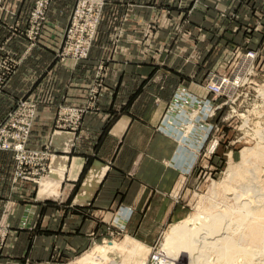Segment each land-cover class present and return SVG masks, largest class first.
<instances>
[{"label":"crops","instance_id":"1","mask_svg":"<svg viewBox=\"0 0 264 264\" xmlns=\"http://www.w3.org/2000/svg\"><path fill=\"white\" fill-rule=\"evenodd\" d=\"M192 1L108 0L90 57L79 64L55 58L75 0L51 1L48 25L32 47L26 38H11L7 33L20 15L24 23L27 3L2 1L0 43L7 39L4 46L20 53L21 64L0 98V111L8 109L14 96L39 102L30 141L37 147L51 144L54 154L51 178L35 186L13 183L15 160L9 153H0V225L8 232L0 264H56L52 262L56 256L74 255L78 247L86 246L97 222L113 219L118 209L125 214L133 209L125 221L127 229L147 245L154 243L170 219L180 218L182 206L176 195L183 181L175 183V179L188 174L173 163L178 158L183 164L191 159L193 164V157L186 147L178 155L179 137L158 129L173 88L158 82L159 64L149 67L147 63H156L150 57H162L158 49L174 51L179 26L175 19L188 14ZM196 7L193 16L200 17L201 5ZM192 22L191 31L196 32L201 23ZM185 38L190 42L189 35ZM180 59L168 62L179 64ZM99 63L106 65L108 75L98 112L86 115L78 133L59 131L51 137L50 115L61 104L83 103ZM168 68L173 70V66ZM147 84L159 88L150 92L147 87L148 94L156 97L149 106L143 105L147 99L142 89ZM114 111L119 114L103 132ZM32 203L36 204L32 219H38V228H17L25 206ZM63 238L68 240L64 247Z\"/></svg>","mask_w":264,"mask_h":264},{"label":"rangeland","instance_id":"2","mask_svg":"<svg viewBox=\"0 0 264 264\" xmlns=\"http://www.w3.org/2000/svg\"><path fill=\"white\" fill-rule=\"evenodd\" d=\"M2 1L0 0V5ZM24 1L27 3L24 13L29 11L26 15L23 13L24 23L20 21V15L18 20L8 27L7 33L11 38H26L32 47L43 37L44 28L48 25L50 5L41 31L30 33L33 22L28 19L34 0ZM107 2L108 0H105L102 6L96 30L90 29L92 18H81L69 38L67 29L70 18L78 8V0H75L58 49L55 51L58 61L71 60L79 64L90 57ZM197 5H201L200 17L193 16ZM219 11L222 13L214 15ZM193 19L201 23L197 25L196 32L191 31L195 28L192 26ZM175 23H179V26L175 29L174 40L178 42L173 47L174 51L171 54L164 48L158 49L163 58L155 60L150 57V61L156 63H147V66L154 67L159 64L160 72H156L158 82L164 85L167 83L173 88L172 97L158 126L159 131L174 138L179 137L182 146H179L176 152L178 155L182 148L186 147L193 157V164H190L191 159L183 164L178 158V162L173 163L181 173L188 174L186 177L184 175L185 179L179 177L180 174L175 179V183H179L178 179L183 181H180L181 187H178L179 192L176 195L182 206V215L163 225L161 234L151 245L143 243L134 231L127 229L126 222L129 221L133 209L129 214L123 213V209H118L113 219L104 222L99 220L103 219L102 217L94 216L99 222L88 244L78 247L74 255L56 256L53 263L79 264L82 258L89 257L95 263L102 262L101 264H110L111 260H116L119 264H150L152 256L155 257L165 244L174 226L175 229L189 224L190 218L198 215L205 218L224 207L233 208L239 200L245 201V196L246 199L249 198L251 193H247L243 184L249 182L250 178L258 195L264 193V158L260 159L259 156V153L264 156V0H194L188 14L183 19L177 16ZM82 27H87L88 30L83 31ZM186 35H189L190 42L186 40ZM6 41L7 39L0 43V98L21 64L20 53L5 47L8 42ZM87 42L90 45L88 51L85 47ZM179 55L186 60L180 59ZM171 57L183 62L172 64L168 62ZM147 59L149 60V57ZM96 66L83 103L61 104L50 115L51 137L59 131L78 133L83 130L86 115L98 112L108 68L104 63ZM168 66H173V70ZM144 83L143 81V86ZM148 86L149 84L142 89L147 99L143 105L147 106L154 104L156 100L154 95L148 94ZM149 88L150 92L159 89L157 85H151ZM11 100L8 109L0 111V139L28 132L25 149L30 151V162L24 167L22 176L18 175L16 150L6 147L0 149V153H9L15 160L13 183H32L40 186L51 178V158L54 150L51 144L37 147L30 141L38 117L39 102L24 95L14 96ZM193 113L195 115H192ZM118 114L119 112L114 111L109 115L103 132L110 127ZM145 115L143 112L144 119ZM193 121L195 126L186 135L184 125ZM199 121L200 129L197 126ZM196 130L201 133V144L198 146L194 144ZM33 206L36 204L25 206L23 218L19 220L17 228L27 231L38 228V219H32L34 213L36 214V208ZM7 234L0 225V254L5 246ZM67 243L68 240L63 238V247ZM121 245L138 246L139 249L135 254L131 253V249L123 250L120 256H116L121 250Z\"/></svg>","mask_w":264,"mask_h":264},{"label":"bare ground","instance_id":"3","mask_svg":"<svg viewBox=\"0 0 264 264\" xmlns=\"http://www.w3.org/2000/svg\"><path fill=\"white\" fill-rule=\"evenodd\" d=\"M193 126L192 123L184 125L186 135ZM259 156L264 158L262 153ZM252 181L250 178L243 184L247 193H251L250 197L246 199L245 196V201L239 200L233 208L224 207L205 218L198 215L190 218L189 224L175 229L174 226L150 264H264V193L258 195ZM129 249L135 254L139 247L121 245L116 256ZM101 263H95L89 257L79 262ZM110 264L119 263L111 260Z\"/></svg>","mask_w":264,"mask_h":264},{"label":"built area","instance_id":"4","mask_svg":"<svg viewBox=\"0 0 264 264\" xmlns=\"http://www.w3.org/2000/svg\"><path fill=\"white\" fill-rule=\"evenodd\" d=\"M105 0H78V8L73 11L71 18H70V25L68 26L67 29V36L70 38L74 29L76 26L80 23L81 18H92L93 19V24L92 27L90 28L91 30H96V26L99 20V16L102 10V6L104 5ZM51 0H34V6L32 10H30V16H29V22L32 21V26L30 33H39L41 31V28L43 24H45L46 20V12L48 10V7L50 5ZM83 19V20H85ZM83 31L88 30L87 27H82ZM87 42L85 44L86 50L90 48V45ZM76 51L77 49L74 48ZM83 56V55H81ZM85 56H87V53H85ZM201 121V120H200ZM197 123L198 128L200 129L201 122ZM190 124V123H189ZM192 124L195 126V122L193 121ZM196 136H194L195 140V145H200L201 144V133L200 130H196ZM28 137V132L26 131L25 133L14 136V137H5L3 140L0 139V149H4L6 147L8 148H14L17 152L16 158L18 159L19 162V176H22L24 173V167L26 164L30 162L29 160V152L26 151L25 149V142ZM17 138L16 140H14ZM41 157V156H40ZM39 157V158H40ZM43 173H41V176ZM36 179H33L35 181Z\"/></svg>","mask_w":264,"mask_h":264}]
</instances>
